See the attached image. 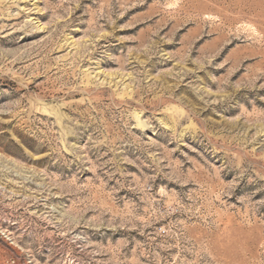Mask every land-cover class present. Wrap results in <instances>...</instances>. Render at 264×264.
Here are the masks:
<instances>
[{
	"label": "rangeland",
	"instance_id": "obj_1",
	"mask_svg": "<svg viewBox=\"0 0 264 264\" xmlns=\"http://www.w3.org/2000/svg\"><path fill=\"white\" fill-rule=\"evenodd\" d=\"M0 264H264V0H0Z\"/></svg>",
	"mask_w": 264,
	"mask_h": 264
}]
</instances>
